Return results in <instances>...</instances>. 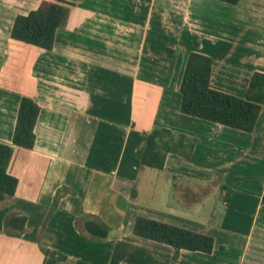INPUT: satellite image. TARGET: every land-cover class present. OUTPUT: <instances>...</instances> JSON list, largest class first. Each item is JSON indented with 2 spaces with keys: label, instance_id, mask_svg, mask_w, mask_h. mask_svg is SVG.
Masks as SVG:
<instances>
[{
  "label": "crops",
  "instance_id": "1",
  "mask_svg": "<svg viewBox=\"0 0 264 264\" xmlns=\"http://www.w3.org/2000/svg\"><path fill=\"white\" fill-rule=\"evenodd\" d=\"M40 1L0 0V143L11 144L21 97L39 106L33 148L15 147L8 167L15 193L0 194V264H264V109L246 134L182 115L178 92L186 57L196 52L213 61L215 87L243 96L250 75L264 73V1L65 0L73 6L49 52L9 38L13 18ZM227 76L243 79L241 95L216 82ZM153 127L197 140L189 158L167 154L163 170H154L171 182L163 197L170 214L138 202ZM196 184L218 189L232 223L249 221L232 259L225 244L217 255L215 246L210 255L181 251L172 262L169 246L133 234V243L123 240L143 208L144 217L173 224L180 206L173 201L194 203ZM13 214L26 217L20 237L4 233ZM84 214L112 235L84 238L75 227Z\"/></svg>",
  "mask_w": 264,
  "mask_h": 264
},
{
  "label": "trees",
  "instance_id": "2",
  "mask_svg": "<svg viewBox=\"0 0 264 264\" xmlns=\"http://www.w3.org/2000/svg\"><path fill=\"white\" fill-rule=\"evenodd\" d=\"M230 6H237L241 0H216ZM72 4L65 0H41L35 10L26 15H16L9 30V38L40 51L53 49L55 35L62 28ZM214 63L208 56L189 52L179 83V112L182 115L204 120L213 124L250 134L255 129L264 109V73L250 75L242 97L224 91L213 85ZM39 114L38 104L27 97H21L11 136V144L0 143V194L13 196L17 179L8 173L15 147L31 150L35 142L34 127ZM197 140L166 128L153 127L146 134L140 166L157 171L163 170L167 154L189 158ZM264 153V129L259 146V154ZM220 186V190H224ZM230 193V191L228 190ZM134 193V191H133ZM57 193L51 209L62 196ZM264 205V192L261 197ZM52 212V210L50 211ZM26 217L9 215L4 220V233L10 237H20L26 230ZM75 227L87 234L89 241L104 242L111 229L98 217L84 214L75 222ZM85 233H84V232ZM132 234L138 238L169 246L171 261L179 258L181 251L210 255L214 249V239L183 227L144 216H137L132 226ZM224 246L220 249L224 250Z\"/></svg>",
  "mask_w": 264,
  "mask_h": 264
},
{
  "label": "rangeland",
  "instance_id": "3",
  "mask_svg": "<svg viewBox=\"0 0 264 264\" xmlns=\"http://www.w3.org/2000/svg\"><path fill=\"white\" fill-rule=\"evenodd\" d=\"M241 1L245 2L251 0H241ZM263 1L264 0H260V2ZM157 56L159 57V55ZM2 58L0 55V64ZM227 77L228 80H230L229 82L221 81L219 79L217 80L215 79V80L218 84L234 87L237 90V93L241 95V90L243 88V79L241 78L233 79L229 76ZM231 81L236 82V84L238 83V85L232 84ZM148 170L149 171H148L147 181L144 182L145 179L142 176L139 179L140 185H138L139 187L138 202L139 204L143 205V207L147 206L148 209L151 208L152 210H156V211L158 210L170 214L171 211H169L168 208L165 207V204L167 203L166 202L167 199L165 198V203H164L163 197L167 195L168 188H170L171 182L165 181L163 173L161 174L154 170H150V169ZM196 185H198L199 188H201V190L199 189L200 191L198 193L196 191L197 195L193 197L192 200L195 201L194 203L188 204V201L186 200L182 201L177 199L173 201L175 206L177 201L180 206H176L178 208L176 207L174 208V212H173L174 214L172 213L174 215V219L171 220L172 221L171 223L177 225V223H180L181 220L187 221L181 224L182 226L180 227L198 233H205L211 236L214 239L216 255L218 254V252H221L218 251L220 249V245L225 244L228 248H230L229 250L231 253L229 257H231L232 259L233 258L232 254H235L236 251L232 250L231 248H236L239 245L237 242V238L238 236H240L242 231L245 230L244 228L247 227V225H245V222L247 224L249 221L244 220L245 222L239 221L238 223H234V222L232 223L231 212L233 211V209L230 208L228 210V215L225 214L227 207L221 203L222 200L220 199V193L218 192V189L216 188L213 189L209 187L204 191L202 190L203 188L200 187L199 184ZM208 185H213V183L208 182ZM214 185L216 186L215 183ZM169 190L170 192H172V188H170ZM59 193H63V191L59 190ZM186 198H188V196H186ZM170 201L171 200H169V202ZM145 210L146 208H143L142 211L140 212L142 214L140 215L147 216L146 215L147 212ZM222 227L227 229L221 230ZM111 235L112 233H110V236ZM125 235L126 237L123 240L128 243H133L132 239L134 238V236L132 235L131 230L128 229V225H126ZM132 246L134 247V249L138 247L137 245H132ZM132 256L138 257V255L134 253ZM134 261L136 263H139L138 258H134ZM67 264H74V260L69 259V262Z\"/></svg>",
  "mask_w": 264,
  "mask_h": 264
}]
</instances>
